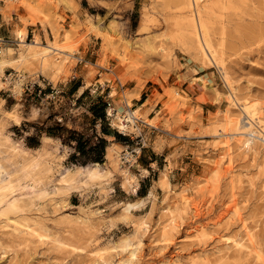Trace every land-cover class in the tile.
Wrapping results in <instances>:
<instances>
[{
	"label": "rangeland",
	"instance_id": "rangeland-1",
	"mask_svg": "<svg viewBox=\"0 0 264 264\" xmlns=\"http://www.w3.org/2000/svg\"><path fill=\"white\" fill-rule=\"evenodd\" d=\"M11 1L19 0H0L2 48L18 51L14 30L25 25L28 41L37 35L72 55L51 52L57 69L40 60L5 68L0 180L12 190L0 203V264H117L127 251L112 247L127 235L142 240L134 264H264V142L224 134L230 120L243 115L230 102L231 88L238 102L257 104L264 120V0H195L204 33L217 47L216 62L188 34L190 0ZM105 81L111 92L97 89L96 82ZM142 90L150 97L143 108L135 99ZM100 95L110 102L107 132L91 109ZM128 107L138 109L139 119L124 129L114 116L121 109L125 118ZM149 127L178 156L177 164L168 155L167 166L157 155L150 168L148 156L156 154L149 138L156 133L149 135ZM48 132L55 136L45 138ZM81 135L87 142L79 152ZM101 137L107 146L100 167L110 176L86 180L84 170L78 173L83 181L62 188L67 169L96 162L93 147ZM163 170L170 187L158 182ZM137 201L141 206L126 210ZM11 202L19 210L3 213ZM7 215L35 221L46 236L13 231ZM140 220L148 230L136 227ZM236 239L253 244L252 253L243 254Z\"/></svg>",
	"mask_w": 264,
	"mask_h": 264
},
{
	"label": "bare ground",
	"instance_id": "bare-ground-1",
	"mask_svg": "<svg viewBox=\"0 0 264 264\" xmlns=\"http://www.w3.org/2000/svg\"><path fill=\"white\" fill-rule=\"evenodd\" d=\"M11 2H15V3L11 4L13 6L23 5L24 4V0H19L17 2L16 1H11ZM190 2L191 3H190L189 6L191 7V11H188L184 15V18L186 19V23L183 20L182 21L186 24L188 34H190V37H191L192 41L196 44L198 50H200V52H203L205 55H207V57L210 60H212V62H216V60L219 58L218 57L219 55L217 54V50H216L217 47L216 46H213L214 44L211 43L212 39L210 41L208 34L206 36L205 33H204V30H203V27L204 26H203V24H201V22L199 20L200 17H199L198 10H196L195 7H194L195 6V0H190ZM187 3H188V1H187ZM101 19L102 18L98 19L94 23V25L95 26L96 25H99L101 23L100 22ZM14 31H15V36H16L17 43H19V45H21V46H19L18 49H17L18 51L15 52L14 51L15 50L14 48H12V47L2 48V45L0 44V48L2 49V51L0 53V83L3 82V76L6 74L5 73V68L6 67H11V68H14V69L18 70V68H19V66H20V64L22 62H33L35 60H40L41 63L43 65H45V66H49L53 62L52 64L55 65V68H56V66H57V68H59L58 67L59 66V63H57V61H59V60H56V61L53 60L50 57V55H52L51 52H56V53H54L55 55L57 53H59V55H61V54L64 53V54H66L67 57H69V55L70 56L72 55L71 52H69V51L66 50L65 45L59 44V43H57L55 41H52V40L49 43H46V44L41 43L40 40H39L40 38H38L37 35H35V37L33 38V40L31 42L28 41L26 39V36H27V26H25V25L24 26H18V27H16ZM214 47H216V49ZM52 57L55 58L53 55H52ZM60 64H61V62H60ZM221 67H223V64H221ZM224 77L226 79L227 84L229 83V86L228 87L230 88L231 81L229 80V78L226 75V73H225V76ZM21 81H22V78L19 79V81L17 82V85H20L21 84ZM231 89L233 90V88H231ZM232 90H231V92L229 94V97L231 95L230 102L236 103L239 106V109H241L239 112L242 111L241 114H243V115H241V116L239 115V117L237 116L236 118L230 120V124L231 125L230 124L229 125L232 126L231 127V131L224 132V134L229 135L230 137H234V136H245V138L247 137V138H250V139L255 140L254 141L255 143H258L259 141H261V145H263L264 144L263 143L264 142V120H263V117L260 114V111L258 110L259 108L256 106L257 104L256 105L255 104H249L250 102L248 103L246 100H245V102H242V103L238 102V100H237L238 97L236 98V96L234 94L235 92H232ZM125 102H126V107H127V105L128 106L130 105V102L131 101L129 102L128 100H125ZM138 107H140V106H138ZM137 110L138 109H133L132 110V109H130V107H128V109L126 111L127 113H125V115H124L125 118H123L120 115V113H122V110L119 109L115 113V116H114L116 119H118V126L125 129L126 127H129V125H131V124L126 123V122L132 121V122L135 123L136 122V119H139V117L137 115V112H138ZM17 112L18 111L15 109V110L11 111L10 114L12 116H16V113ZM109 112L111 114H113L111 111H109ZM148 120H149V118H148ZM150 121H153V120H151V118H150ZM151 124H153V123H151ZM227 128H229V127H227ZM45 138H47V139L48 138H52V136L47 135V136H45ZM239 139H241V137H239ZM242 140H244V139H242ZM262 147H263V151H264V145ZM107 149L109 151L110 150L113 151V147L112 146H108ZM109 151H107V155H109ZM116 154H118V153H116ZM100 166H101V163L100 162H94L93 164H91V166H88V165H85V166H77V170L76 171H72L70 169H67L66 173L63 174L60 177V179H59V181L61 183V187L62 188H67V189H69V188L71 189V188H74V186L76 185V183H78V181L80 183V181H83L84 179H86V180H93V179H95L96 180L98 178L99 179H103V178L109 177L110 174H111V170L110 169H108V170H105L104 169L103 170V169H101ZM24 169H26L25 166H24ZM33 169H34V167L31 168L32 171H33ZM84 170H86L85 178L84 179L82 178V180H81V179L78 178V173L79 172L82 173ZM125 170H127V169L125 168ZM214 175H215V173H212L211 174V176L215 178ZM160 176L161 177L159 178L158 182L161 183L162 185H164L165 187H170L171 186V181H170V178H169V175H168L167 171L163 170L162 171V175H160ZM130 178H131L130 176H127V178H126L127 181H129L128 183H131V181H133ZM133 186H135V185H133ZM136 189L137 188L135 187L134 190H136ZM11 190H12L11 184H5L3 181L0 180V203H1V201L4 200V197ZM152 194H153V191H150V195H152ZM186 195H185L184 198H186ZM187 197H188V195H187ZM184 198H183V200H185ZM143 201H144V199H143ZM8 206L9 207L3 213L9 214V212H11V211L13 212V211L19 210V206H17V204L15 202H11L10 205L8 204ZM138 206H141V201L140 202L137 201V202L129 203V205H127V207H126V210L129 211V212H131L133 208L138 207ZM182 207L183 206H181V208ZM78 216H80V215H78ZM6 218H7L6 225H9V226L11 225V227H13V231H15V232H18V233L25 232V233H28L30 235H37L40 238L46 236V234H47V233L45 234V233L39 231L37 229V227L36 228L34 227L33 224L36 223L35 221L33 223H31L28 219L20 220V219H16V218H14V220L11 221L10 220L11 217L8 216V215H7ZM76 219L78 221L82 220L81 217L76 218ZM172 219H173V226L175 227L177 224L174 223L175 222L174 221V216H173ZM241 219H242L243 226L247 229V225H246L245 219H243V218H241ZM140 221H141L140 223L138 222L139 224H136L135 223L136 224V227H137V225L138 226L140 225V227H141L140 230H142V229H144L145 231L148 230L149 228H147L148 227V224L146 223V220H140ZM246 229H245V234L247 235V237L250 240H252V238H253L252 233L249 230H246ZM243 231H244V229H243ZM142 233L140 232V234H142ZM139 235H137V236H139ZM131 236L132 235L124 236L119 241V243L117 242L118 243L117 245H114V247L111 246L112 248H115V247L116 248H119L120 249V254H121V252L123 253V252L127 251L126 254H122L121 255V257L119 258L117 264H132L134 262V260L138 257V253H139L138 251H139V249H140V247L142 245V240L139 239L138 242H137L136 239H135L136 242H134V240L132 239ZM224 236H226V235H224ZM232 238H235V237H232ZM49 239H51V238H49ZM237 239H238V237H237ZM237 239L235 241H236L237 244H239L240 250H242V253L243 254H248V255L251 254L252 253L251 252L252 251L251 246L253 244H248L243 239H242V241L241 240L239 241ZM165 240H167V239H165ZM57 241L60 244H68V245H71V247L73 246L72 243H70V242L68 243L66 241H63L62 238L60 240L59 237H57ZM222 241H224V240H222ZM75 245H77V244H75ZM68 248H70V247L68 246ZM73 250L74 249L72 248V251ZM103 251H104V249H102V248H99L98 249V252L99 253L100 252H103ZM254 252L257 253V257H260L261 256V254H259L256 249L254 250ZM248 255H245V256L247 257ZM139 257H140V255H139ZM246 257H245V259L248 258V257L247 258ZM111 263H112V261H110L109 259H103V264H111ZM174 263H175V260L169 262L168 264H174Z\"/></svg>",
	"mask_w": 264,
	"mask_h": 264
},
{
	"label": "crops",
	"instance_id": "crops-1",
	"mask_svg": "<svg viewBox=\"0 0 264 264\" xmlns=\"http://www.w3.org/2000/svg\"><path fill=\"white\" fill-rule=\"evenodd\" d=\"M22 26V25H21ZM30 29L28 30V36H30ZM45 36L43 35L42 36V39H44ZM82 60H80L81 62ZM75 72H77V67H75ZM75 74H73L72 77H75L74 76ZM97 83V89L101 88V87H104V86H107L106 89H107V93L108 92H111L110 91V85L108 82H96ZM112 87V85H111ZM149 96V92L147 90H142L141 93H140V96L139 97H135L136 100H138V103L142 102L141 103V107L143 108L146 104V102L150 99ZM153 118V117H151ZM151 133H156V135H153L152 137L149 138V145L152 149V151L156 154V156L152 157V156H148V165H150V168L154 169L156 167V165L158 164V156L157 155H160V158L161 160H163V162L168 166V155H169V159H170V162H178V156L177 155H173V151H168L169 149H171L169 146H167V144H161V142L158 141V133L155 131V129H153L152 127H149V131H148V134L150 135ZM170 181H171V178H170ZM172 183V181H171Z\"/></svg>",
	"mask_w": 264,
	"mask_h": 264
},
{
	"label": "trees",
	"instance_id": "trees-1",
	"mask_svg": "<svg viewBox=\"0 0 264 264\" xmlns=\"http://www.w3.org/2000/svg\"><path fill=\"white\" fill-rule=\"evenodd\" d=\"M85 92H83L82 95H84ZM109 104H110V102L105 100V98L102 95H100L97 98V102L91 107V109L93 110L95 118L96 119L99 118L102 120L103 132H107V128L104 124V120L106 119V109L108 108ZM48 135L52 136V137L55 136L51 132H48ZM86 142H87V140L84 141L82 135L77 137V148H78L79 152L84 151ZM106 146H107V139H105L103 137L99 138L98 143L93 147L94 149L97 150V152H96L97 156H95L93 158L94 161H96V162L103 161V155L105 153Z\"/></svg>",
	"mask_w": 264,
	"mask_h": 264
},
{
	"label": "built area",
	"instance_id": "built-area-1",
	"mask_svg": "<svg viewBox=\"0 0 264 264\" xmlns=\"http://www.w3.org/2000/svg\"><path fill=\"white\" fill-rule=\"evenodd\" d=\"M2 49L0 48V53H1Z\"/></svg>",
	"mask_w": 264,
	"mask_h": 264
}]
</instances>
